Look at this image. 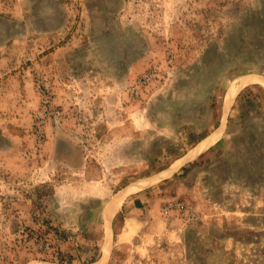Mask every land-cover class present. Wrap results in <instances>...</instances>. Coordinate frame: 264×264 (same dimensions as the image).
Wrapping results in <instances>:
<instances>
[{
  "label": "rangeland",
  "instance_id": "rangeland-1",
  "mask_svg": "<svg viewBox=\"0 0 264 264\" xmlns=\"http://www.w3.org/2000/svg\"><path fill=\"white\" fill-rule=\"evenodd\" d=\"M0 264H264V0H0Z\"/></svg>",
  "mask_w": 264,
  "mask_h": 264
},
{
  "label": "bare ground",
  "instance_id": "bare-ground-1",
  "mask_svg": "<svg viewBox=\"0 0 264 264\" xmlns=\"http://www.w3.org/2000/svg\"><path fill=\"white\" fill-rule=\"evenodd\" d=\"M258 80L257 77L255 75H251L249 77H247V81L248 82H252ZM235 94V90L234 88H232L227 95V98L232 99V97ZM134 191V188H127L126 190H124V192H120L117 196L114 197V199L107 205L106 207V213L108 214V216L110 217L112 214H114V212L118 209L120 203L122 202V200L124 199V197L129 193Z\"/></svg>",
  "mask_w": 264,
  "mask_h": 264
},
{
  "label": "crops",
  "instance_id": "crops-1",
  "mask_svg": "<svg viewBox=\"0 0 264 264\" xmlns=\"http://www.w3.org/2000/svg\"><path fill=\"white\" fill-rule=\"evenodd\" d=\"M137 198L139 199V196H136V198H135V199H137Z\"/></svg>",
  "mask_w": 264,
  "mask_h": 264
}]
</instances>
